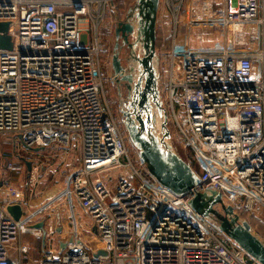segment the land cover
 Listing matches in <instances>:
<instances>
[{
	"label": "built area",
	"instance_id": "built-area-1",
	"mask_svg": "<svg viewBox=\"0 0 264 264\" xmlns=\"http://www.w3.org/2000/svg\"><path fill=\"white\" fill-rule=\"evenodd\" d=\"M114 1L0 0L11 38L0 49V135L32 148L76 143L68 193L96 229V245L68 244L37 263L256 264L187 205L189 194L158 183L130 145L103 74L111 58L100 28ZM159 16L169 24L168 49H156L161 101L198 189L220 193L239 217L263 213L264 0H159ZM26 207L22 190L0 184V264H22L21 235H42ZM98 250L106 255L93 257Z\"/></svg>",
	"mask_w": 264,
	"mask_h": 264
},
{
	"label": "water",
	"instance_id": "water-1",
	"mask_svg": "<svg viewBox=\"0 0 264 264\" xmlns=\"http://www.w3.org/2000/svg\"><path fill=\"white\" fill-rule=\"evenodd\" d=\"M158 9L159 0H134L114 29L111 81L116 85L122 102L121 123L127 139L139 154L146 171L158 183L178 197L189 194L186 203L192 210L204 218L214 219L218 229L248 257L258 264H264V243L251 232L250 225L234 213L231 205L224 204L220 193L210 187L198 189L200 181L169 130L159 92V56L156 52ZM7 27V22H0V49L11 48ZM130 36L133 37L132 41L129 40ZM122 45L127 51L124 58L126 65L122 64L119 56ZM22 145L34 153L43 150V147ZM23 160L27 170L24 186L26 197L32 162ZM6 210L14 220H19L23 214L19 204L7 205ZM43 225L40 222L33 227L41 229L44 240ZM55 231L61 232L58 216ZM92 231L96 234L94 226ZM57 241L58 248L52 251L55 257L68 244L85 243L81 233L72 232L59 234ZM99 254L106 255V252L98 250L92 256Z\"/></svg>",
	"mask_w": 264,
	"mask_h": 264
},
{
	"label": "rangeland",
	"instance_id": "rangeland-1",
	"mask_svg": "<svg viewBox=\"0 0 264 264\" xmlns=\"http://www.w3.org/2000/svg\"><path fill=\"white\" fill-rule=\"evenodd\" d=\"M134 0H115L109 7V14L104 19V25L100 28V43L102 45V55L104 60L109 62L108 60L111 58L113 52V41H114V26L118 19H123L125 13L129 7L133 4ZM157 46L159 48L168 49V36H169V24L166 20H163L160 16L158 19L157 16ZM160 50V51H166ZM126 48H123L119 52V56L121 58V62L123 65H126L124 58L126 57ZM107 59V60H106ZM103 74L106 77V92L111 103L113 109L117 111V115L121 118L120 109L122 106V102L120 103V98L118 95V89L116 85L111 81V65L103 70ZM108 77V78H107ZM124 95V94H123ZM169 129L170 125L168 123ZM76 145V143H74ZM76 146L72 147L71 150H65L66 148L59 147V152L52 151V149L48 150V152H38L36 154L26 150L22 143L14 139L13 136L7 134L0 135V173L3 171H10V184L13 188H18L24 191L25 185V176H26V167L23 159H28L32 162V172H31V181L35 183V186L32 188L37 194L43 195L45 192H52V189H62L64 182L67 177L61 175V170L66 163H69L68 171L73 170L75 167V161L77 159L76 155ZM73 150V151H72ZM72 151V152H69ZM191 157V156H189ZM44 166L45 171L42 172V175L38 177V172H41L40 167ZM67 167V166H66ZM70 173V172H69ZM68 173V174H69ZM67 175V174H66ZM2 176V175H0ZM116 176H114V180ZM32 184V183H31ZM59 192V191H58ZM39 200V199H38ZM45 201V200H44ZM58 201V200H57ZM37 202V201H34ZM46 202V201H45ZM81 209V207H80ZM83 215L86 213L81 209ZM88 218V216L86 215ZM85 217V218H86ZM83 219L87 222V218ZM89 219V218H88ZM90 221V220H89ZM247 223L249 222L251 232L257 236L264 243V212L249 214L246 213V219H244ZM90 239L94 234L91 231H87ZM89 239V238H88ZM97 239V238H95ZM97 243V240H96ZM253 260V259H252ZM258 264V263H256Z\"/></svg>",
	"mask_w": 264,
	"mask_h": 264
},
{
	"label": "crops",
	"instance_id": "crops-1",
	"mask_svg": "<svg viewBox=\"0 0 264 264\" xmlns=\"http://www.w3.org/2000/svg\"><path fill=\"white\" fill-rule=\"evenodd\" d=\"M76 146L75 152L77 155V159L75 161V167L73 170L79 165L80 162V153L78 145H72L70 148H66L65 150H71L72 147ZM59 147H48L46 149L41 150L40 152H48V150L52 149V151H58ZM73 151V150H72ZM69 151V152H72ZM31 152V151H30ZM34 153V152H32ZM38 153V152H37ZM36 154V153H34ZM30 158H27V160ZM63 169L60 171L62 176L67 177L62 189H52V192H45L43 195L40 193H36L32 188L35 186V183L31 181V176L27 185L26 192V201L27 207L24 208V212L33 214L30 219L31 226L42 222L43 228L48 230L49 233L45 234V239H42V235L40 237L34 236L31 234H22L21 235V243L28 247V252L25 255H22L21 263L22 264H36L38 260H40L45 253L48 251H56L58 248V235L72 232L73 234L81 233L85 242L90 245H96V234L92 231V224L86 215H83V212L78 205V202L74 198V196L68 193L70 189L68 173L69 163L64 165ZM67 166V167H66ZM26 167V166H25ZM41 172H38V177L42 175V172L45 171V167H40ZM68 168V169H67ZM72 170V171H73ZM10 171H3L0 173V184L2 182L10 183ZM25 176V183L27 178V170ZM67 174V175H66ZM32 183V184H31ZM25 186V185H22ZM59 191V192H58ZM24 192V191H23ZM25 196V193H24ZM39 199V200H38ZM46 202H45V201ZM58 200V201H57ZM37 201V202H34ZM59 218V223L61 225V232L57 233L55 231L56 218ZM87 219H86V218ZM86 219L85 222L83 219ZM51 230V232H50ZM87 231H91L94 236L90 239ZM89 238V239H88ZM11 257H16V254L12 251L10 254ZM38 264V263H37Z\"/></svg>",
	"mask_w": 264,
	"mask_h": 264
},
{
	"label": "trees",
	"instance_id": "trees-1",
	"mask_svg": "<svg viewBox=\"0 0 264 264\" xmlns=\"http://www.w3.org/2000/svg\"><path fill=\"white\" fill-rule=\"evenodd\" d=\"M157 28H158V24H157ZM157 40H158V35H157V37H156V49H157V51H159L160 52V50H166V47L165 48H159V46H157ZM193 162L191 161V166H193ZM239 215H240V217L244 220V219H246V212H242V211H239ZM213 221H215L214 219H212ZM248 224H249V222H248ZM250 225V224H249ZM250 260H252L251 258H250Z\"/></svg>",
	"mask_w": 264,
	"mask_h": 264
},
{
	"label": "flooded vegetation",
	"instance_id": "flooded-vegetation-1",
	"mask_svg": "<svg viewBox=\"0 0 264 264\" xmlns=\"http://www.w3.org/2000/svg\"><path fill=\"white\" fill-rule=\"evenodd\" d=\"M118 20H119V19H118ZM118 20H117V21H118ZM117 21H116V23H117ZM116 23H115V26H116ZM115 26H114V29H115ZM121 40H122V39H121ZM121 40H120V41H121ZM129 40H130V37H129ZM114 42H115V36H114L113 45H114ZM123 48H125V45H122V48H121V49H123Z\"/></svg>",
	"mask_w": 264,
	"mask_h": 264
}]
</instances>
